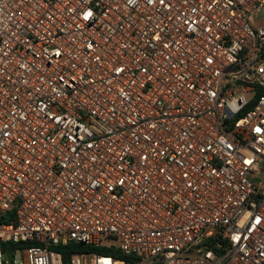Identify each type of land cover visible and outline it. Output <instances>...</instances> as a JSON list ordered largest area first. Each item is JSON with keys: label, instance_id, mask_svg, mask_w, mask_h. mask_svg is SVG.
<instances>
[{"label": "built area", "instance_id": "1", "mask_svg": "<svg viewBox=\"0 0 264 264\" xmlns=\"http://www.w3.org/2000/svg\"><path fill=\"white\" fill-rule=\"evenodd\" d=\"M9 212L0 264H264V0H0Z\"/></svg>", "mask_w": 264, "mask_h": 264}, {"label": "trees", "instance_id": "2", "mask_svg": "<svg viewBox=\"0 0 264 264\" xmlns=\"http://www.w3.org/2000/svg\"><path fill=\"white\" fill-rule=\"evenodd\" d=\"M13 214H14L13 212H9L6 214L1 213L0 214V223L9 222L11 220V217L13 216ZM11 245L10 244H3V247L7 248L8 246H11ZM55 250L61 253V255L63 257L64 264H70V257L74 253L82 254V253L96 252V253L101 254V255H114V257H116V254L110 252L109 250L97 249V248L90 246V245H83V244L74 243V242H70L69 244H67L65 246H57V247H55Z\"/></svg>", "mask_w": 264, "mask_h": 264}, {"label": "rangeland", "instance_id": "3", "mask_svg": "<svg viewBox=\"0 0 264 264\" xmlns=\"http://www.w3.org/2000/svg\"><path fill=\"white\" fill-rule=\"evenodd\" d=\"M116 257H117V258H121V256H120V254H119V253H117V254H116Z\"/></svg>", "mask_w": 264, "mask_h": 264}]
</instances>
